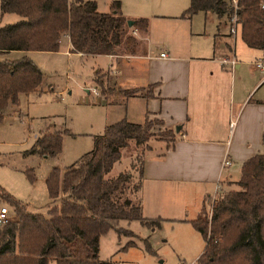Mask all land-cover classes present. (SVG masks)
I'll use <instances>...</instances> for the list:
<instances>
[{"label":"trees","instance_id":"trees-1","mask_svg":"<svg viewBox=\"0 0 264 264\" xmlns=\"http://www.w3.org/2000/svg\"><path fill=\"white\" fill-rule=\"evenodd\" d=\"M195 10L212 11L218 21L235 17L241 40L264 54V0H190L184 14ZM15 12L21 16L0 24V53L9 50L55 51L59 38L68 36L71 51L85 54L144 53L142 37L148 32V18H127L120 1L112 0L108 11H100L96 0H0V14ZM132 19V25H128ZM230 34V33H229ZM43 72L27 55L0 58V122L10 103L20 93L38 89ZM101 82V77H96ZM115 87L103 85L101 92L110 97ZM143 87L121 88L124 97L145 95ZM145 92V93H144ZM159 118L141 122L126 116L109 122L93 136V145L61 174L52 167L46 178L51 199L62 194L60 205H50L46 214L19 211V217L0 224V264H119L112 257L101 259L99 238L109 229L118 234L135 235L120 225L121 220L137 219L152 228L160 226L161 217L143 214L142 164L147 143L154 134L152 126ZM167 145L175 138L173 129L165 128ZM62 131H43L25 150L45 157L62 148ZM262 151L247 157L240 166L234 187L217 191L210 212L205 202L191 219L205 244L195 264H264V131ZM145 144V145H144ZM132 169L109 177L106 173L121 158L122 149L139 148ZM136 166V167H135ZM134 168L138 175L135 177ZM0 200L14 207L21 202L0 185ZM82 238L91 250L90 257L72 254L69 242Z\"/></svg>","mask_w":264,"mask_h":264},{"label":"crops","instance_id":"crops-1","mask_svg":"<svg viewBox=\"0 0 264 264\" xmlns=\"http://www.w3.org/2000/svg\"><path fill=\"white\" fill-rule=\"evenodd\" d=\"M111 1L96 0L98 10L108 11ZM119 1L121 11L127 18L147 17L149 20L145 36L133 29L135 35L144 39V53L112 55L75 52L71 51L69 39L64 36L67 38V50L72 54L107 58V65L97 66L92 79L100 91L108 83L115 87L111 91V98L101 92L103 103L114 112L107 123L124 116L131 121L141 122L147 115L159 118L164 129L170 128L175 132V138L169 145L165 139H155L144 154L140 190L143 214L161 217L162 220L170 219L176 209L181 210L188 205L191 194L196 202L191 203L193 207L189 208L193 213L189 220L194 219L206 199L216 192L215 188L224 179H231L233 173L239 172L241 163L247 157L262 151L264 71L256 62L261 61L264 65V54L259 48L247 46L239 36L251 55L256 57L249 62L239 60L240 53L234 45L235 36L237 33L239 35L238 28L234 34H223L219 31L221 21L218 19L210 44L212 52L207 46L202 50L195 39H190L194 36L191 29L188 33L190 38L184 36L183 40H178L176 29L165 28L164 42L159 44L158 37L153 44V32L159 29L161 20L180 17L190 0ZM102 4L107 5L108 9H102ZM191 16L192 13L183 15ZM153 45L157 50L156 55L150 54ZM162 51L166 52V56L160 55ZM230 52L236 61L233 68L221 65L218 58V55L228 56ZM96 77H101V82L98 83ZM42 86L43 78L34 92H40ZM130 87L152 89L144 92L145 95L127 97L118 91ZM31 93L24 94L28 96ZM8 106L13 113L18 112V101ZM6 110L4 115L10 113ZM131 116L141 119L134 120ZM46 130L61 131L51 123ZM223 157L229 159V164L221 165ZM69 247L76 256H91L90 248L80 237L71 240Z\"/></svg>","mask_w":264,"mask_h":264},{"label":"rangeland","instance_id":"rangeland-1","mask_svg":"<svg viewBox=\"0 0 264 264\" xmlns=\"http://www.w3.org/2000/svg\"><path fill=\"white\" fill-rule=\"evenodd\" d=\"M107 10V5H101ZM164 18L159 24V29L153 32L154 43L159 37V44L164 42L165 28L176 29V37L183 40L189 36V30L194 32L192 39L200 44L201 49L212 52V33L215 24H218L216 15L211 11H196L190 18L183 17ZM21 16L15 12L0 14V24L13 22ZM219 31L229 34V23L221 21ZM137 36V35H136ZM138 37V36H137ZM67 38L62 36L60 46L55 51L44 50H12L10 53L0 55V58H18L27 53L43 72V88L40 92H33L26 96L20 93L18 97V112L7 107V113L0 122V185L21 202V207H14L5 200H0V206L6 205L9 217L13 220L19 217V211L38 212L46 214L48 206L60 205L61 194L57 199H51L47 192L46 178L52 167L57 166L62 174L70 164L76 161L93 145V136L103 131L109 117L113 118L114 112L103 103L101 91L95 86L93 74L97 66L105 67V56H83L72 54L67 50ZM177 42V40L175 39ZM240 53L239 60L249 62L256 57L251 55L249 48L239 39L238 33L234 43ZM156 47L152 46L151 55H156ZM123 55V54H121ZM232 53H228L231 56ZM226 55H218L221 57ZM260 58V57H258ZM97 88L96 95L94 89ZM150 87H144L149 92ZM88 90V91H87ZM111 96V95H110ZM111 98V97H110ZM134 120L141 117L131 116ZM156 119L154 116H147ZM115 121L112 119L111 121ZM117 120V119H116ZM160 120V119H159ZM49 123L54 124L62 131V148L56 155L39 156L26 153L34 139L44 131ZM154 134L149 138L151 146L155 139H165L162 134L164 128L160 123L152 126ZM145 145V144H144ZM134 148L128 146L122 149V155L112 168L106 173L113 177L128 169H132L134 156L141 152L143 145ZM136 167V166H135ZM134 175L138 172L134 168ZM239 172L233 173L231 179H224L213 196L205 201L208 212L211 202L217 191L222 188H232ZM233 179V180H232ZM196 199L189 194L188 205L176 209L170 219H163L160 226L150 227L141 221L121 220L120 225L131 229L135 235L118 234L114 229H109L100 238L99 258L112 257L119 264H180L192 263L204 247L201 233L193 226L189 218L193 217L191 203ZM181 217V218H180ZM183 219V220H179ZM49 264H55L50 260Z\"/></svg>","mask_w":264,"mask_h":264},{"label":"built area","instance_id":"built-area-1","mask_svg":"<svg viewBox=\"0 0 264 264\" xmlns=\"http://www.w3.org/2000/svg\"><path fill=\"white\" fill-rule=\"evenodd\" d=\"M237 29V22L234 16H232L230 18V24H229V33L230 34H234L236 32ZM62 36H66V35H62ZM62 36L59 38V41L61 42ZM68 37V36H67ZM161 56H166V52L162 51L160 52ZM220 64L223 66H227L229 68H233L235 65V58L234 56H224L220 58ZM256 65L262 70L264 71V65L261 61L256 62ZM95 94L97 95V88L94 89ZM231 124V122H230ZM229 164V159H227L226 157H223L221 160V165H227ZM217 189V187L215 188ZM216 191V190H215ZM213 196V195H212ZM11 220V218L9 217V210L8 207L6 205H1L0 206V224L5 223L7 221ZM180 264H186V263H180ZM188 264H195V262L192 263H188Z\"/></svg>","mask_w":264,"mask_h":264},{"label":"water","instance_id":"water-1","mask_svg":"<svg viewBox=\"0 0 264 264\" xmlns=\"http://www.w3.org/2000/svg\"><path fill=\"white\" fill-rule=\"evenodd\" d=\"M127 23H128V25H132L133 20L132 19H128Z\"/></svg>","mask_w":264,"mask_h":264}]
</instances>
